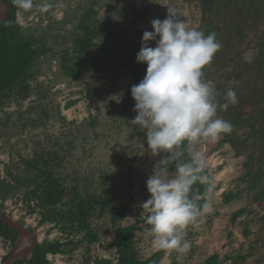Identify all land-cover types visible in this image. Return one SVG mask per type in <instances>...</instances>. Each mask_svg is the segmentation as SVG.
<instances>
[{
  "label": "rangeland",
  "instance_id": "rangeland-1",
  "mask_svg": "<svg viewBox=\"0 0 264 264\" xmlns=\"http://www.w3.org/2000/svg\"><path fill=\"white\" fill-rule=\"evenodd\" d=\"M0 1L1 25L9 8ZM218 1L206 13L199 0H33L27 11L17 7L22 34L46 53L31 78L0 100V214L26 231L17 244L15 229L0 235V264L14 252L12 264L34 255L48 264L116 263L117 231L133 225L134 248L152 264H264V0ZM167 8L189 27L216 33L221 49L203 78L214 82L221 104L229 89L238 97L217 111L233 131L195 145L209 180L200 182L201 208L184 229L191 242L184 253L153 245L150 211L142 208L154 167L160 162L171 174L176 165L165 152L153 155L145 132L130 124L137 115L130 90L147 68L136 62L142 35L153 19L167 18ZM66 54L71 65H83L80 75L64 72ZM190 159L186 153L182 162ZM47 175L62 192L54 207L41 199ZM75 198L94 200L87 229L67 216ZM87 230L97 240L86 239Z\"/></svg>",
  "mask_w": 264,
  "mask_h": 264
},
{
  "label": "clouds",
  "instance_id": "clouds-1",
  "mask_svg": "<svg viewBox=\"0 0 264 264\" xmlns=\"http://www.w3.org/2000/svg\"><path fill=\"white\" fill-rule=\"evenodd\" d=\"M13 3L25 11L33 7V0ZM167 9V18L153 19V30L142 35L136 62L145 63L147 68L144 78L130 90L137 113L130 124L145 132L153 155L165 152V160L176 165L171 174L160 162L154 167L146 181L150 198L142 208L150 211L146 223L153 245L184 253L191 247L184 229L198 215V205L189 193L194 183L209 180L202 175L206 156L195 145L201 139L217 141L233 131L231 122L219 117L217 111L237 104L238 97L229 89L227 102L221 104L214 82L203 78L204 67L221 49L216 33L205 35L189 27L175 9ZM150 42H155V47H150ZM186 153L191 159L182 162Z\"/></svg>",
  "mask_w": 264,
  "mask_h": 264
},
{
  "label": "trees",
  "instance_id": "trees-1",
  "mask_svg": "<svg viewBox=\"0 0 264 264\" xmlns=\"http://www.w3.org/2000/svg\"><path fill=\"white\" fill-rule=\"evenodd\" d=\"M8 6L9 12L5 21L0 25V100L9 98L11 93L18 90L28 79L31 78L33 68L39 58L46 53L45 47H37L33 41L25 38L21 28L17 24L16 12L17 6L13 0H3ZM203 5V11L209 12L217 6L218 0H199ZM82 40L76 41L75 51L80 54L85 47ZM87 48V47H86ZM72 59L66 54L63 57L62 65L67 75L78 76L82 73L83 65L81 63L75 66L71 65ZM45 186L42 192L43 205L54 207L62 200L59 180L53 175H47L44 182ZM204 185L198 181L193 184L189 197L198 205V211L201 208V202L197 196L204 191ZM94 200L75 198L70 204L68 218L79 222L83 229H87L86 219L89 215V208ZM107 202L100 205L104 210ZM138 229L137 225L126 228H119L117 231L114 246L118 251L117 262L103 261L100 264H152L153 260L147 261L139 257L134 248V232ZM15 232L7 224L0 222V235H10ZM86 239L89 241L97 240V236L87 230ZM58 250V246L53 248ZM36 253L38 250H35ZM27 264H48L46 260L38 259V255Z\"/></svg>",
  "mask_w": 264,
  "mask_h": 264
},
{
  "label": "water",
  "instance_id": "water-1",
  "mask_svg": "<svg viewBox=\"0 0 264 264\" xmlns=\"http://www.w3.org/2000/svg\"><path fill=\"white\" fill-rule=\"evenodd\" d=\"M0 222L7 224L9 227H11L12 229H15L17 231L18 237H17L16 244L18 242H20L23 239V237L25 236L26 231L24 230V228L20 224L16 223L14 220L8 218L7 216L0 214ZM15 258H16V253L14 252L11 254V256L9 257V259L7 260V262L5 264H12L14 262Z\"/></svg>",
  "mask_w": 264,
  "mask_h": 264
},
{
  "label": "bare ground",
  "instance_id": "bare-ground-1",
  "mask_svg": "<svg viewBox=\"0 0 264 264\" xmlns=\"http://www.w3.org/2000/svg\"><path fill=\"white\" fill-rule=\"evenodd\" d=\"M0 4L2 5V7H4V4L0 1Z\"/></svg>",
  "mask_w": 264,
  "mask_h": 264
}]
</instances>
